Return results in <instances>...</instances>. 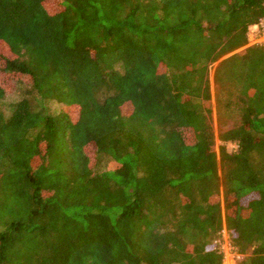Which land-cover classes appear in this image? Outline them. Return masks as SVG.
I'll return each mask as SVG.
<instances>
[{
    "label": "trees",
    "instance_id": "1",
    "mask_svg": "<svg viewBox=\"0 0 264 264\" xmlns=\"http://www.w3.org/2000/svg\"><path fill=\"white\" fill-rule=\"evenodd\" d=\"M46 2L0 0V264H264V0Z\"/></svg>",
    "mask_w": 264,
    "mask_h": 264
},
{
    "label": "rangeland",
    "instance_id": "2",
    "mask_svg": "<svg viewBox=\"0 0 264 264\" xmlns=\"http://www.w3.org/2000/svg\"><path fill=\"white\" fill-rule=\"evenodd\" d=\"M46 6L49 9H55L60 10L61 6L59 5V0H47ZM255 30H249L247 34V39L248 42L245 46H243L240 49H237L236 51L230 53L229 55L233 53H242L244 49L250 47V46H264V37H255L254 34ZM223 59V58H222ZM217 63L213 64L210 68V74H209V90L211 93V98L210 100L206 101L203 103V106L205 109H209L210 111V124L211 127L214 131L215 135V144L213 146V151L218 155L219 154V146L221 145V142L218 140V134L220 131H224L226 129L230 128L229 123L226 125H222L220 127L218 121H217V115H216V103H215V89H214V84H213V73L215 70ZM0 81L1 83L5 86L7 92H10L8 97H6L5 103H8V101L16 100L15 97H13V93L18 91V87L16 85V80L15 77L11 76H1L0 75ZM6 106V105H5ZM9 110L5 109V113L8 114ZM228 152H234L237 149V146L235 144H227L226 146ZM219 177H220V172H219ZM223 194L222 190H220V201H221V208L223 207ZM218 247L220 251L223 253V264H238V261H241V259L247 257L248 255H239L236 253V251L233 249V247L230 246L229 240H228V235L225 229L222 230L221 232V237L219 240H217Z\"/></svg>",
    "mask_w": 264,
    "mask_h": 264
},
{
    "label": "built area",
    "instance_id": "3",
    "mask_svg": "<svg viewBox=\"0 0 264 264\" xmlns=\"http://www.w3.org/2000/svg\"><path fill=\"white\" fill-rule=\"evenodd\" d=\"M249 30H255V37H264V20H262L258 24L252 25Z\"/></svg>",
    "mask_w": 264,
    "mask_h": 264
}]
</instances>
